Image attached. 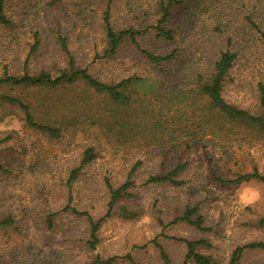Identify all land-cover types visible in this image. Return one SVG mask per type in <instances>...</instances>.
Here are the masks:
<instances>
[{
  "label": "rangeland",
  "instance_id": "374dc122",
  "mask_svg": "<svg viewBox=\"0 0 264 264\" xmlns=\"http://www.w3.org/2000/svg\"><path fill=\"white\" fill-rule=\"evenodd\" d=\"M5 1L9 24L0 26V76L4 70L19 75L67 67L66 56L56 43L58 31L66 36L76 64L101 81L135 74L171 86L184 80L146 67L142 49H178L176 60L181 56V62L192 66L194 72L206 73L207 63L230 37L233 46L241 43L243 50L231 69L224 98L253 112L258 110L256 87L264 83V41L248 20L264 30V0H207L196 8L180 7L174 13L176 37L172 45L166 47L154 34L147 33L137 38L139 49L125 42L111 58H96L103 48L101 0H62L53 6L49 0ZM148 4V0H116L112 6L113 24L140 27L147 16L144 11L150 10ZM35 40L36 50L28 53ZM146 87L148 83L139 89L141 94L148 93ZM0 92L30 104L35 121L63 128L60 137H51L29 127L19 107L0 101V220L11 216L17 228L0 229V264H94L96 258L112 256L118 257L113 264H183L184 244L162 238L159 233L175 238H206L210 246L200 251L212 257L213 264H226L236 245L264 242V225L259 224L264 219V183L251 180L220 185L211 178L212 171L231 179L254 167L264 174V133L222 120L213 126L212 134L205 128L204 138H212L205 146L202 142L189 143V137L170 142L166 135L174 127L168 125L170 117L156 124L152 113L141 112L142 103L137 101L133 109L142 121L139 141L128 136L125 142H116L115 133H106L107 127L81 122L82 108L103 110L106 103L104 96L82 81L52 90L8 87ZM173 103L178 104L175 99ZM88 145L94 148L97 158L74 182L71 205L94 217L101 216L106 202L103 178L123 182L138 160L141 164L134 173L137 195L129 205L144 211L133 220L117 216L105 220L94 249L86 245L89 231L84 217L58 213L51 228L44 221L45 214L65 205L63 180L78 164L82 147ZM177 163H186L178 177L184 181L180 188L144 184L147 175L163 173ZM256 192L259 198H255ZM186 205L198 206L210 231L199 232L185 223L167 225L162 230L158 219L167 224ZM154 238L163 246L166 259L160 256ZM126 254L132 261L122 258ZM238 264H264V250H245Z\"/></svg>",
  "mask_w": 264,
  "mask_h": 264
},
{
  "label": "trees",
  "instance_id": "16d2710c",
  "mask_svg": "<svg viewBox=\"0 0 264 264\" xmlns=\"http://www.w3.org/2000/svg\"><path fill=\"white\" fill-rule=\"evenodd\" d=\"M62 0H49L50 6L56 5ZM116 0H101V16H100V32L102 35L103 48L102 55L97 54L96 58H111L116 55L120 47L125 43H132L136 49H139L137 38L145 36L147 33L154 34L158 41L164 43L167 47L174 43L173 19L174 13L179 8L189 9L190 6L195 8L201 6L203 1L207 0H148L150 10L144 11L147 15L144 19L145 23L140 27L128 25L117 27L113 24L112 6ZM193 2V4H191ZM6 1L0 0V26L9 24V19L5 13ZM148 21V23H146ZM251 27L258 32L262 41H264V30H261L256 24L254 25L248 20ZM150 22V23H149ZM218 25V22L216 21ZM217 30V27H213ZM56 43L60 50L64 53L67 60V67L54 70H40L35 74H29L26 71L21 74H10L4 70L0 76V89L4 88H32V89H57L64 86L73 85L78 81H82L94 93L104 96L105 106L103 110L95 109L92 111L90 106L82 108L80 117L81 122H89L90 126L107 127L106 133H115L116 142H125L130 138L139 141L138 136L141 126L139 115L133 109V105L137 101H141V112L152 113L151 116L156 124H160L167 116L170 117L168 123L174 126L166 135L170 142H174L178 137H189V143L200 144L203 146L212 141L204 138L205 128L209 134H212L213 126L218 125L222 120L224 122H234L240 124L250 130L264 133V83H258L256 90L258 92L257 102L258 110L253 112L248 108H242L234 105L224 98L223 92L231 81V69L237 61L238 52L242 51L243 46L237 43L234 47L230 37L226 38L223 46L218 49L216 56L207 63V72H194V68L189 64L182 63V58L176 60V51L178 49H164L161 51H150L140 49L143 55L146 67L155 70L161 75L168 73L174 79H181L183 83H177L167 86L168 82H161L159 79L144 78L140 75H130L120 78L116 81H101L91 75L86 68L79 67L72 55L65 35L58 31L55 32ZM36 37V33L34 34ZM38 41L35 40L30 45L28 53L36 50ZM181 62V64H179ZM24 68L27 65L25 60ZM6 68V67H4ZM165 77V76H164ZM190 77L191 80H187ZM171 82V80L169 81ZM148 83V88L141 94L144 84ZM140 92V94H139ZM155 92V95L154 93ZM151 93L152 95H149ZM175 99L176 103H173ZM0 101L19 107L24 113L25 123L42 133L51 137H60L62 129L60 126L51 123H41L34 119L30 104L24 103L19 97L0 92ZM109 103V107H107ZM111 104L113 106H111ZM164 118V119H163ZM199 132L201 135H199ZM135 141V142H136ZM174 146L171 145V148ZM81 158L78 164L70 169L65 180L64 187L67 191L65 205L56 212L44 215V221L47 228H51L52 219L58 213H71L80 217H84L88 224L89 239L86 245L90 249H94L98 243L97 234L102 223L112 216H117L124 220H133L144 215V211L137 205L130 206L129 201L136 197L134 190L136 172L141 161H136L130 170L126 173L123 182H112L106 177L103 178V186L105 189L106 202L105 211L99 217L90 215L87 211H80L71 205L72 187L74 182L82 175L87 166L97 158L94 148L90 145L82 147ZM186 163H177L163 173L153 172L147 175L144 184H161L174 188H180L184 181L178 179L179 175L184 171ZM211 178L220 185H237L251 180L264 183V174H261L254 167L251 172L236 175L234 178H223L218 176L214 171ZM162 230L168 225L185 223L199 232L210 231L211 228L204 223L203 216L199 213L196 205H186L180 214L175 216L167 224L158 219ZM260 225H264V219L259 221ZM14 226V219L11 216L0 220V229ZM162 238H169L174 241L182 242L185 246V254L183 264L190 262L192 264H213L212 257L200 251L201 248H208L210 242L206 238L185 239L166 236L159 233ZM155 246L159 249L162 258L167 257L163 246L153 239ZM261 249L264 250L263 241H250L244 244L236 245L230 252L226 264H238L245 250ZM118 257H108L106 259L96 258L94 264H113ZM122 258L132 261L129 254Z\"/></svg>",
  "mask_w": 264,
  "mask_h": 264
},
{
  "label": "clouds",
  "instance_id": "9594fccd",
  "mask_svg": "<svg viewBox=\"0 0 264 264\" xmlns=\"http://www.w3.org/2000/svg\"><path fill=\"white\" fill-rule=\"evenodd\" d=\"M255 198H259V193L258 192L255 193Z\"/></svg>",
  "mask_w": 264,
  "mask_h": 264
}]
</instances>
